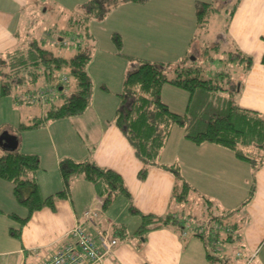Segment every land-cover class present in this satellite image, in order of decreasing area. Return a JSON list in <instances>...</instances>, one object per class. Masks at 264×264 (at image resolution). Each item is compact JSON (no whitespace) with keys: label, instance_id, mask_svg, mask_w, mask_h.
<instances>
[{"label":"crops","instance_id":"crops-1","mask_svg":"<svg viewBox=\"0 0 264 264\" xmlns=\"http://www.w3.org/2000/svg\"><path fill=\"white\" fill-rule=\"evenodd\" d=\"M26 3L27 0H0V58L23 49L22 45L30 35L29 27L26 33L21 29ZM192 10L194 15L190 12L189 22L185 23L184 31H178L176 39L170 41L161 37L163 43L160 47L164 48V54L167 51V59L157 58L164 54L154 58L148 55L160 48L154 52L145 48V53L141 54L149 57H141L132 49L117 50L114 46L101 54L95 67L98 53L94 57L90 54L86 71L91 80V95L89 105L81 114L20 130V125H30L49 104L44 108L37 105L40 107L39 112L32 109L34 104H28V108L19 107V115L24 114L27 121L17 122L12 125V129L5 131L17 137L18 152L38 157L39 168L29 177L37 183L41 197L65 188L59 171V162L64 157L76 161L89 160L101 168L117 172L130 197L118 195L103 210L91 183L82 178H73L69 181L66 196L56 198L52 207L45 206L34 211L23 224L20 220L28 216V209L15 199L14 184L0 178V264L40 263L68 238L66 234L77 222L84 223L83 226L93 233L95 226L85 222L82 216L90 208L99 209V215L94 220L96 226L114 229L118 239L110 256L105 257L101 264H223V260L228 264H244L248 258H251V264H264V160L253 166L224 146L211 142L196 144L186 137L184 127L174 124L156 163L149 166L145 178L140 179L138 172L143 163L115 123L124 80L139 60L171 65L173 62L182 63L190 53L188 44H191L193 32L203 28L198 27L194 7ZM26 25L29 26L28 21ZM223 32L239 55L252 60L248 68L243 62H238L227 73L225 78H228L227 87L230 91L221 92L223 107L227 101H231L238 107L264 115V65L261 63L264 54V0H235ZM46 36L49 37L48 43L42 38L40 42L55 46L52 40L54 35L46 33ZM86 38L90 42L94 41L93 34ZM109 44L113 45L111 41ZM77 47H82V44H77ZM171 56H175L173 62ZM98 68L110 69L114 79H101ZM5 83L0 74V118L9 111L17 110V104H25L17 102L15 97L12 99L14 106L11 105L4 91ZM19 84H14L15 94L19 92ZM65 88L61 93L74 91L75 81L72 84L68 80ZM185 91L164 84L161 100L171 111L187 118L196 93L190 95ZM171 93L176 99L170 97ZM177 100L180 109L173 107ZM52 102L57 104L60 99H53ZM253 153L258 160L259 154ZM165 166L175 167L181 181ZM178 182H186L191 187L188 200L182 206L172 199L173 187ZM205 200L211 202L210 209H207ZM131 205L145 215L187 214L188 217L180 218L181 222L192 219L199 224L206 222L211 213L219 215L232 211L229 220L239 225V237L223 240L215 252H210L219 260L209 261L204 240L194 234L193 228L186 229L183 223H180V227L164 225L153 228L142 236L136 234L141 218L129 210ZM16 223L18 227H15ZM13 230H19L20 233L13 235ZM237 251L241 252L240 257H236ZM233 252L234 257L231 255Z\"/></svg>","mask_w":264,"mask_h":264},{"label":"trees","instance_id":"trees-1","mask_svg":"<svg viewBox=\"0 0 264 264\" xmlns=\"http://www.w3.org/2000/svg\"><path fill=\"white\" fill-rule=\"evenodd\" d=\"M143 1L87 0L82 6L84 18L104 17L109 9L111 7L115 8L119 2L141 3ZM106 2L111 3L109 5L110 8H106ZM209 6V3L202 2L201 6L197 8L196 19L198 27H202L208 20L206 16ZM78 21L75 20V22ZM73 22L72 20L71 24ZM62 39V41L57 40L60 45L64 44L65 39ZM113 41H115L117 48L120 49L122 44L119 35H114ZM7 57L17 60L19 68L24 73L18 78L20 82H23L24 76L29 77L31 83H36L39 78H42L43 84L47 86L53 83L57 73L66 69L76 83L74 91L61 93L66 89L64 87L58 96L49 97L44 104H38L41 107L49 105L42 115L30 125H20V130L36 127L46 121L79 115L89 105L91 80L86 71V66L90 61V55L82 50L81 47H78V51L74 55L66 58L53 54L43 44L33 39L28 47L17 49L13 53L8 54ZM229 58L243 62L245 68H248L252 63L250 57L239 56V54L233 56L231 53ZM1 62L3 63L2 58H0ZM261 63L264 65V54L261 58ZM169 66V63L139 60L137 65L126 75L123 83V93L120 94L121 102L117 109L115 123L129 140L137 158L143 163L142 168L138 172V177L140 179L145 178L148 167L156 163L159 151L166 141L171 126L174 124L184 127L186 137L196 144L203 142L215 143L232 150L239 159L246 160L253 166L257 162L261 164L264 160V115L243 109L234 105L231 101H227L221 113H211L206 121L202 123V127H200L201 125H196L198 120L188 123L185 115L171 111L161 100V89L164 84L184 89L190 95L198 91L210 94H219V92L227 91L229 90L227 87L228 78H225L227 73L218 72L211 78H204L202 67L190 63L187 66H176L173 69L174 75L168 77L167 70ZM4 88L5 86H3ZM4 91L6 92V90ZM56 98H59L60 102L54 104L52 101ZM15 138L17 139L16 136ZM253 152L259 154L258 160L254 157ZM38 168L39 159L36 155L18 152L17 148L15 150H5L0 155V178L14 184L13 194L15 199L28 209V216L20 220L23 224L26 223L34 211L45 206L52 207L56 198L66 196L69 181L73 178H82L91 183L97 198L101 201L103 210L118 195L130 197L121 176L117 172L109 168H101L89 160L76 161L69 157H64L59 162V171L65 183V188L54 194L41 197L37 183L33 178L29 177V174L35 172ZM165 168L171 171L178 181H181L179 172L175 167L165 166ZM190 191L191 187L186 182L176 183L172 190L173 202L178 204L187 202ZM247 201L243 203L245 204ZM204 202L207 209H210L211 202L209 200ZM129 210L140 215L141 224L136 232L140 236L150 229L164 225L180 227V218L172 213H167L163 216L145 215L140 214L132 205L129 206ZM232 213V211L219 215L211 213L207 221L202 223L206 232L204 234L194 233L204 240L209 261L219 260V257L210 253L213 235L217 231H213L214 225H218L220 228H231L233 233L227 234L224 237L225 241L239 237V225L229 220ZM112 230L116 236L114 229ZM12 232L13 235L20 233L19 230H13ZM222 263L228 264L224 260Z\"/></svg>","mask_w":264,"mask_h":264},{"label":"rangeland","instance_id":"rangeland-1","mask_svg":"<svg viewBox=\"0 0 264 264\" xmlns=\"http://www.w3.org/2000/svg\"><path fill=\"white\" fill-rule=\"evenodd\" d=\"M85 1L87 0H27L21 29L22 32H25L28 27L31 30L29 31L30 35L26 37L22 47H28L33 38L39 43H41L40 38L45 39L48 43L49 37L46 36V33H51L54 35L52 36V40L55 42L53 43L55 46H52V44H41L53 54L68 58L78 51L77 44H82V50L89 55L91 54V57H94V55L98 53L97 59L94 61L96 67L98 58L101 59V54L107 53L108 48L110 49L114 46L117 48L115 41H113V36L119 35L122 45L120 49L117 48V50H121V48L124 51L132 49L135 53H139L141 57H149L148 55H151V58H154L157 57V55L160 56L164 54V48L162 46L160 47V44L163 43V39H169L171 41L177 38L178 31H184L186 26L185 23H188L191 17L190 12L194 15L191 8L193 9L194 7L196 13L197 8L201 6L202 2H207L210 5L206 16L208 21L203 25V28H199L193 32L191 44H188L190 53L185 57L182 63L173 62L175 56L170 57L173 63L167 70V76L172 77L174 75L173 69L176 66H187L190 63H194L202 67V75L204 78H211L218 72H231L232 67L238 63L237 59H231L229 57L231 53L233 56L240 53L236 52L234 50L235 48L233 49V44L231 43V45L228 42L223 32L226 20L230 16L235 0H144L141 3L119 2L115 8H110L109 5H111V3L106 2V8H110L106 15L101 18L90 19L84 18L82 6ZM72 20L74 22L71 24ZM75 20L79 21L75 22ZM27 21L29 26L26 25ZM32 31L34 35H32ZM91 34L94 36V41L90 42L86 37ZM161 37H163V39ZM62 38L65 39L64 44L60 45V42H57V40L61 39L62 41ZM109 41H111L113 45H110ZM145 48L150 49L152 52H154L156 48L160 49L152 53L156 56L152 54H143L142 56L141 53H145ZM165 54L157 58L167 59L168 57ZM1 58L3 59V63H0V74L6 82V95L8 96H6V98L10 101L11 105H13V98H19L20 95L26 92L32 93L35 92L33 90L38 87L45 86L42 78H39L36 83H31L29 77L24 76L23 82H20L18 78L22 76L23 72L19 68L17 60L9 59L7 55ZM94 65L92 68H94ZM98 70L101 79H109V81L114 79L110 69L102 70L98 68ZM62 76H66L67 82L69 80L70 83L73 84V77L64 69L56 74L55 80L50 85L54 86L59 82L58 80H60ZM16 83L20 84L17 85V91L19 92L15 94L16 90L14 84ZM59 86L61 87L56 92L58 94H55L57 96L61 92V89L65 87V85ZM185 92L188 93L187 91ZM169 95L173 99H176L172 93ZM223 103L224 97L221 92H219V94L202 93V91L196 92L191 102L190 109L187 112V122L192 123L198 120L196 125H201L200 127H202V123L206 121L211 113L222 112ZM17 105V110L12 112L9 111L6 116L0 118V135L5 132V130L12 129V125L17 122L25 123L27 121V117H25L24 114L19 115V107L28 108V104L25 103L23 106ZM179 105L180 103L177 100L175 104H173V107L180 109ZM31 107L35 111L38 110L39 112L40 110L37 104ZM4 151L5 150L0 146V153ZM178 205L182 206L184 203ZM181 215L179 214L176 217H188L187 214ZM185 221L196 224L192 219H186L180 223L184 224ZM15 227H18L17 223ZM231 255L234 257V252ZM233 257H231V259H233Z\"/></svg>","mask_w":264,"mask_h":264},{"label":"built area","instance_id":"built-area-1","mask_svg":"<svg viewBox=\"0 0 264 264\" xmlns=\"http://www.w3.org/2000/svg\"><path fill=\"white\" fill-rule=\"evenodd\" d=\"M59 82L54 86L47 85L38 87L33 90L35 92H26L17 98V102L22 100L26 104H44L49 97H54L57 90L61 86L67 83V77L62 76ZM51 86V87H49ZM97 201L101 202L100 199ZM99 215L98 208L86 209L83 212V218L85 222H89L95 226L93 233L89 232L83 225L84 223L77 222L66 234L68 237L66 240L57 247L54 253L47 259L41 261L38 264H101L105 257L110 256L112 249L118 242L117 236L114 235L110 227L99 228L94 223V220ZM186 229L193 228L194 233L204 234L205 227L203 224H193L190 221H185ZM212 250L215 252L219 248V244L224 240L227 234H232V230L229 227L213 226ZM236 257H240L241 252L235 253ZM251 258L244 264H250Z\"/></svg>","mask_w":264,"mask_h":264},{"label":"water","instance_id":"water-1","mask_svg":"<svg viewBox=\"0 0 264 264\" xmlns=\"http://www.w3.org/2000/svg\"><path fill=\"white\" fill-rule=\"evenodd\" d=\"M17 143L15 136L6 131L0 135V146L5 150H15Z\"/></svg>","mask_w":264,"mask_h":264}]
</instances>
